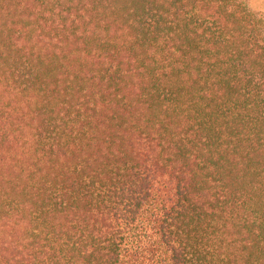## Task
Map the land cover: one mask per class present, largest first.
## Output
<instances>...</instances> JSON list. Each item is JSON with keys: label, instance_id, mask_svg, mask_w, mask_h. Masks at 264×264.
Returning <instances> with one entry per match:
<instances>
[{"label": "trees", "instance_id": "1", "mask_svg": "<svg viewBox=\"0 0 264 264\" xmlns=\"http://www.w3.org/2000/svg\"><path fill=\"white\" fill-rule=\"evenodd\" d=\"M0 264H264V16L0 0Z\"/></svg>", "mask_w": 264, "mask_h": 264}, {"label": "rangeland", "instance_id": "2", "mask_svg": "<svg viewBox=\"0 0 264 264\" xmlns=\"http://www.w3.org/2000/svg\"><path fill=\"white\" fill-rule=\"evenodd\" d=\"M252 10L264 16V0H246Z\"/></svg>", "mask_w": 264, "mask_h": 264}]
</instances>
